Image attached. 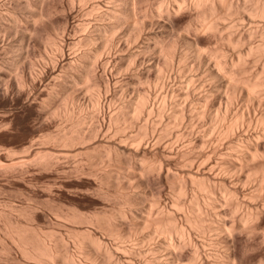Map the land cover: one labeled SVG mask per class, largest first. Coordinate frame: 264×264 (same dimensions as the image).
Segmentation results:
<instances>
[{
  "label": "bare ground",
  "instance_id": "1",
  "mask_svg": "<svg viewBox=\"0 0 264 264\" xmlns=\"http://www.w3.org/2000/svg\"><path fill=\"white\" fill-rule=\"evenodd\" d=\"M1 104L0 264H264V0H0Z\"/></svg>",
  "mask_w": 264,
  "mask_h": 264
},
{
  "label": "rangeland",
  "instance_id": "2",
  "mask_svg": "<svg viewBox=\"0 0 264 264\" xmlns=\"http://www.w3.org/2000/svg\"><path fill=\"white\" fill-rule=\"evenodd\" d=\"M3 106H5V105H0V114H3L4 115V113H7L6 115H8V116H10V115H16L17 117H15L14 118V120H13V122H11L12 124H11V126L14 124V126H12V127H14V128H12V130L13 129H15V130H11V132H9V133H7V132H5L4 131V129L6 128V126L7 127H9L10 125L9 124H6V125H1L0 126V131H1V137H0V144L2 145L3 144V146H1L0 147V151L1 150H5V149H12V147H13V143H16L18 140H20V139H23V137H24V135H27L28 136V134H30V133H28L29 131H30V124L28 123L29 121H27V123L25 124V118H26V116L24 115V112H25V110L23 109V108H18L17 109V107H15V106H8V108H7V106H5L4 108H2ZM11 107V108H10ZM19 107V106H18ZM13 108H14V110H13ZM20 109V110H19ZM12 110V111H11ZM23 110V111H22ZM14 111V112H13ZM18 111L20 112V114L18 113ZM3 112V113H2ZM12 112H13V114H12ZM15 112H17V114H19L20 116H19V118H18V115L15 113ZM25 114H26V112H25ZM24 115V116H23ZM2 116V115H1ZM21 117H22V119H21ZM16 118L19 120V122H20V120H21V122H23V124H24V126H23V124L20 122V123H17L18 121L16 120ZM18 124V126H17V124ZM9 125V126H8ZM19 125L22 127H19ZM28 125V126H27ZM3 126H5V128H3ZM16 126V127H15ZM25 126H26V128H27V130H26V128H25ZM17 128H18V130H17ZM24 128V129H23ZM25 130L27 131V132H25ZM27 136H25V137H27ZM4 146H7V148H5ZM9 146H11V147H9ZM2 147H4V149H1ZM2 184V185H1ZM11 183L10 182H7L4 178H0V198H8V197H10V195H12V193L15 191V189H14V187L13 186H11L10 185ZM3 185H5V186H3ZM7 185V186H6ZM4 187H5V189H4ZM7 187V188H6ZM2 188V189H1ZM10 191H9V190ZM13 189V190H12ZM12 190V191H11ZM10 194V195H9ZM79 199H80V197H78ZM85 197H81V199L79 200V202H82L83 203V205H84V207L85 206H88V202H84V201H86L85 199H87V198H85ZM61 199L63 200L64 199V196H61ZM60 200V199H59ZM62 200H60L63 204H65L66 202V200L64 199V202L62 201ZM81 203V204H82ZM86 209H87V207H85Z\"/></svg>",
  "mask_w": 264,
  "mask_h": 264
}]
</instances>
